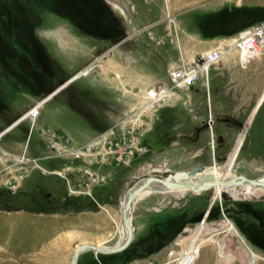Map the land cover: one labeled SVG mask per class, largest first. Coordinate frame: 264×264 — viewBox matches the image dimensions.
<instances>
[{
  "label": "rangeland",
  "instance_id": "1",
  "mask_svg": "<svg viewBox=\"0 0 264 264\" xmlns=\"http://www.w3.org/2000/svg\"><path fill=\"white\" fill-rule=\"evenodd\" d=\"M71 1L66 4L61 0H0V61H3L2 66L0 64V129L8 127L25 112L32 103L29 97L38 96L39 100L58 84L53 79L54 71L62 69L67 75H74L91 65L86 76L75 79L69 89L61 91L43 106L36 128L50 127L74 141H82L86 134L89 137L95 134L92 126L105 130L127 118L135 134L144 122L146 129L153 126L154 132L161 130V135L156 138L152 132L148 133L149 130L146 132L148 153L134 158L127 167L112 169L114 175L110 183L107 181L108 185L104 187L96 186L99 188L92 193L96 202L89 195L68 194L64 180L47 173L50 169L61 168L62 162L41 163L42 170L33 164L19 165L18 157L5 156L4 166L0 162V264H69L73 251L81 243L94 244L98 239H104L105 246H116L119 232L112 219L119 220V200L124 190L133 178L145 174L157 176L156 168L159 167L180 172L214 166L221 176L231 174L247 180L264 177V149L260 147L263 143H258V148H249L250 136L243 129L234 144L235 135L224 133V117L215 114L207 121L194 123L188 117L190 112L175 107L179 104L191 111L192 104L187 106L181 100L158 109V112L168 110L165 118L157 117L158 112L154 113L150 108L143 110L145 115H139L148 89L169 86L168 77L159 71L146 77L150 87L142 86L140 81L147 72L148 57L144 56L169 62L172 59L166 54L173 55L177 51L175 33L165 35L168 23L163 22L164 15L169 13L185 19L192 12L205 13L209 9L206 3L215 0H182V4L176 5L173 1L178 0H147V5H153L150 10L144 9L146 13L140 18L136 16L132 1L122 0L129 8L134 31L130 30L132 26L129 27L119 10L114 5L108 6L105 0L101 5L95 0ZM218 1L232 9L249 11L241 6L242 0ZM98 6L102 13L104 10L111 12L112 18L111 15L101 18ZM242 12L236 10L238 15ZM185 20L176 30L180 33L182 50L187 52L192 49L187 35L193 28ZM116 24L120 29L118 39L106 40L111 32H104L103 27L112 25L110 30L113 31ZM155 26L157 29L153 30ZM113 49L117 51L111 56L109 53ZM133 50L139 51L144 62L132 65L130 57L128 61L125 55L122 56ZM231 53L236 54V51H230L227 56ZM117 62H124L129 73L134 66L137 78L133 82L130 76L119 78L128 83L125 87L129 94L125 93L126 89H123L124 94L116 89L112 72ZM34 77L45 84V92L32 94L26 87L32 84ZM203 83L206 84L204 80ZM58 103H68L84 117L72 110L55 112ZM179 112L187 125H183L180 134L179 129H175ZM183 115H188L187 119ZM28 130L29 122L25 121L8 136L24 140ZM37 139L35 129L31 133L30 147L41 144ZM29 150L26 156L34 157ZM10 154L19 155L16 151ZM106 173L109 172L103 174L107 176ZM77 174L71 172L69 177L73 180ZM11 177L18 180L14 190H8L5 185ZM176 191L150 193L137 201L131 211L133 239L123 251L113 254L87 251L79 256L77 264H101L103 260H112L111 264H177L176 261L198 264L206 260L213 264H264V199L242 198L233 188L220 191L210 188L198 194ZM222 195L231 199L221 200ZM225 217L236 225L254 254L240 247V251L236 249L237 237L233 231H225ZM187 226L191 237L185 238L183 231ZM180 236L185 239L178 241ZM208 237L214 243L202 247ZM147 238L160 241V244L148 245L144 242ZM196 245L201 246L187 253ZM227 247H230L229 251ZM199 249L196 255L202 257L194 260L191 257Z\"/></svg>",
  "mask_w": 264,
  "mask_h": 264
},
{
  "label": "crops",
  "instance_id": "2",
  "mask_svg": "<svg viewBox=\"0 0 264 264\" xmlns=\"http://www.w3.org/2000/svg\"><path fill=\"white\" fill-rule=\"evenodd\" d=\"M131 1V4L134 6L135 11H137L136 16H138V18L142 17V15L146 13V10L144 9L150 10V7L153 5L152 3H149V5H147V0H142L140 2H137L135 0ZM242 1H244V3L241 6H243V8L247 7L249 9L248 12L247 10L242 8L232 9L231 6L225 5V2H219L218 0H215L208 1L206 3L209 9L205 11V13L192 12L190 16L185 17L186 20L177 15H171L169 13L165 14L163 17V22L166 21L168 23L167 25H165V30H167L165 35H172V32L175 33V35L177 36V51L173 55L170 53L166 54V56L172 59L169 62H166L165 60H155L151 58L150 55L144 56L148 57V65L147 72L143 73L144 76L140 80L141 85L144 87L151 86L150 83L148 84V79H146V77L150 75L149 73L154 74L159 71L162 72L166 77L167 71L169 69L177 68L181 64V62L192 63L199 56L207 53L208 51L216 49L215 46H217L219 42L222 43L224 40L231 39L241 30L264 20V0H253V2H250V0L247 1L248 3H246V0ZM173 3L174 5H176L177 3L182 4V0H178V2L173 1ZM236 10H243L244 12L238 15L236 14ZM134 17L135 16H132V18ZM184 20L187 21V23L193 28V30H191L192 32L187 35L189 39L188 43H190L189 47L192 48L187 50V52L182 50L178 36V34L180 33L176 30L177 27L180 28L181 22ZM131 26L132 30L134 31V25L132 24ZM155 27L153 30L157 29V27ZM115 50L117 51V49H113L109 54L113 56ZM124 55L126 56V59H128V61L129 57L131 58V62L133 63L132 65H134L135 63L140 64L139 62H144L145 59L143 58V56L142 59H140L139 51L136 50H133L132 53H123L122 56ZM116 64L117 65L113 67L114 71L112 72L116 80V89H118L121 94H124L123 91L126 89L125 93L129 94L127 88L125 87L128 83L124 81L121 82L119 78L130 76L131 81L133 82L134 79L137 78V75H135L134 66H132V70L129 73V69L127 68V65L124 64V62H117ZM203 80L204 82H206V86L204 85ZM188 94L191 98V111H189L190 109L188 108L185 109L179 104L175 106L180 111L183 109L187 110L188 113L190 112L188 114L189 116L183 115L184 117H186V119L188 116L191 120H193L194 123H196L197 120H199L200 122H204L205 120L207 121L208 118L214 117L213 115L215 114L217 116H221L222 118L224 117L225 122L223 121V123H226L223 127L225 129L224 133L235 135L234 144L237 142L240 132L244 129L243 131H247L246 133H248L250 136L248 141L250 144L249 148H258L259 146H257V144L263 143V145L260 147L264 149V54L258 61L250 60L245 65H241L238 62L237 55L235 53H231L229 56L221 59L217 64L211 66L207 71L206 77L204 78L202 76L195 84H193L190 87ZM53 96L51 98H53ZM183 97L184 95H180V100H182ZM37 98L38 96L29 97V100H32L30 106L38 100ZM63 109L66 111L72 110L79 115H82L74 107L69 106L68 103H58L55 106L54 110L57 113H61ZM175 110L177 111V109ZM166 112H168V110H165L164 112H158L157 117L160 116L162 118H165L164 114ZM181 117L182 115L179 112V116H177L175 124V129H179V134L182 133L181 131L184 130L182 127L186 124V121H183ZM232 122L237 124H229ZM245 126H247L246 129ZM185 127H187V125ZM92 128L95 130V134L90 137L86 134L85 138L82 141H74V139H72L71 137L69 138L77 144H82L87 142L88 139L94 137L98 132L104 131L99 130L98 127L92 126ZM4 129V127L0 129V133ZM12 129L6 131L0 137V151H2L0 153V162L3 166L5 163H2V161L5 162L6 157H9V155H11V157H19L24 152L25 138L24 140H22V138L15 136L14 139H20L14 140L12 139V137H9L8 135L12 132ZM151 132L152 134H155L156 138L161 135V130H158V132H154L153 126H151V131H149L148 133L150 134ZM143 140L145 142V136ZM252 144H254V146H252ZM29 147L30 145H28L26 152L30 149L29 152L34 157L42 153L40 152V149L42 150V148L40 147L39 143L35 144V146L33 145L30 148ZM15 151L19 155L10 154ZM112 169L114 170L115 168L102 166L99 170L101 171L100 173H104L105 171L109 172L106 173L108 174V183H110L109 180H112V175H114ZM72 179L74 188L76 190H82V176H78L77 174V176H75L74 178L72 177ZM108 183L104 186L108 185ZM97 188L99 187L90 189L91 197L93 200L94 196L92 193Z\"/></svg>",
  "mask_w": 264,
  "mask_h": 264
},
{
  "label": "built area",
  "instance_id": "3",
  "mask_svg": "<svg viewBox=\"0 0 264 264\" xmlns=\"http://www.w3.org/2000/svg\"><path fill=\"white\" fill-rule=\"evenodd\" d=\"M232 50L236 51L238 62L241 65H245L250 60L258 61L264 54V20L241 30L231 39L224 40L216 49L199 56L192 63L181 62L177 68L169 69L167 71L169 86L158 85L148 89L145 93V104H148L146 107L153 109L155 113L161 107L179 102L180 95H184L181 100L183 104L190 105L191 98L188 94L190 87L202 76L205 78L208 69ZM47 97H42L28 107L23 115L21 114L8 126L10 128L6 127L8 129H4L1 133L28 121L29 130L25 138L24 152L18 157V164H33L42 169L41 163L62 162L61 168L50 169L47 173L62 178L68 194L91 196L90 189L107 184V176L99 173L100 167H127L134 158L148 153L149 150L143 138L146 132L151 130V127L146 129L142 122L140 130L135 134L133 126L130 125L127 118L121 123L98 132L89 141L82 144L73 142L72 139L52 128H36V122L43 106L52 99ZM146 107L139 111L140 116L145 115L143 110L147 109ZM20 118L21 121L17 122ZM35 129L38 133V141L41 142L42 153L40 156L27 157L25 152L30 143L31 133ZM71 172L82 176V190L74 188L69 177ZM17 181L16 177H11L5 183L6 188L14 190L17 187Z\"/></svg>",
  "mask_w": 264,
  "mask_h": 264
},
{
  "label": "bare ground",
  "instance_id": "4",
  "mask_svg": "<svg viewBox=\"0 0 264 264\" xmlns=\"http://www.w3.org/2000/svg\"><path fill=\"white\" fill-rule=\"evenodd\" d=\"M113 5L115 6V9H118L119 12L121 13V15L125 18L126 15H125L124 9L121 7V5L120 4L117 5V4H114V3H113ZM127 22H129V24L131 23L128 17H127ZM131 29H132V27H130V30ZM91 69H92V66L90 65V66L86 67L85 69L77 72L74 76L76 78H78L79 76H86L91 71ZM64 87H65L64 84L61 85L58 89L54 90V92H55L54 94H56L57 92L62 90V88H64ZM52 94H53V92L51 94H49V95H46V96H48L47 98L48 99L51 98L54 95V94L53 95ZM146 106H148V104H144V107H142V108L144 109ZM19 121H21V118L19 120H17V122H19ZM11 126H13V125H11ZM156 169H157L156 171H158L157 173H159V174H157V176H156V174H147V175H145L143 177L134 178L128 184L126 189L124 190V192H123V194H122V196H121V198L119 200V207H120V212H121L119 220L117 221L115 219H112V221L116 224L118 232H119V239L116 242L117 243L116 246H113V247L105 246L106 243H105L104 239H98L94 244H90V243H86V242L81 243L73 251V254L71 256L69 264L72 263L73 255H74L75 251L77 250V248L80 247V246H83V245L84 246H86V245H94V246H99L101 248H105L106 249V248H114V247H118V246L123 245L128 240V234L129 233H128V225L127 224L130 225V228L132 230V235L134 234V227L132 225V212H131L133 210L132 208L135 206L137 201L143 199L144 197H146L150 193H160V192L163 193V192H166V191H161V189H160V187H162L161 186L162 185L161 184L162 181L170 183V184H173V185H179V184H182V183L194 184L191 187L192 189H186V188H181V187H176L175 186L171 190H178L176 192H180L182 190H185V191H190L192 193L198 194V193H203V192L207 191V190L202 189L204 187L205 183H208L203 178V175L204 174H210L213 177L212 178L213 179L212 180L213 186L211 188H218L219 191L222 190L223 188H233V189L238 191L239 195L242 198H245V199H259L261 197L262 199H264V197H263L264 196V177L258 178V179H255V180H251V181H254L253 183H251V182H249L250 179H248V180L247 179H243L242 177H236V176H233L231 174L228 175V176H226V175H222L221 176V172H219L214 166L203 167L199 172H194L192 174H191V171L176 172V171L164 168V167H159V168H156ZM149 178L151 179L150 182H148V180H147ZM208 184H210V183H208ZM137 190H140V193L133 200V202H131L130 209L128 210L127 214L124 215V211L126 210V205H127L128 201H129V197L134 192H136ZM171 190L167 191V192H171ZM224 220L227 223V225L225 226V231H229V230L233 231V233L237 237L238 241H237L236 249H238L239 251L241 249H244L249 254H254L255 252L244 241V239L240 235L236 225L231 220H229L226 217H225ZM214 227L220 228L218 226V224H214ZM183 232H184L183 233V235H184L183 237H185V238L186 237H191V230H190L189 226H187L184 229ZM183 237L180 236L178 238V241H180L182 239H185ZM210 237L205 238V243L202 245V247H207L208 245H211V244L214 243L213 240H210L211 239ZM208 240H210V241L207 242ZM200 246H198V245L193 246L187 253L192 252L193 250L197 249ZM200 250L201 249L197 250L193 254V257H191V258H193L194 260L201 258L202 255H200V256L196 255L198 253V251H200ZM227 250L229 251L230 247H227ZM85 252H87V251H85ZM92 252L95 253L94 251H92ZM187 253H185V254H187ZM104 254H107V253H104ZM235 261L237 263H240V261L237 260V259H235ZM77 262H78V260H77ZM175 263H177V264H186L185 262L184 263L183 262H179L178 263V261H176ZM198 264H213V263L211 261H210V263H208L207 260H206V261H203L202 263L200 262Z\"/></svg>",
  "mask_w": 264,
  "mask_h": 264
},
{
  "label": "water",
  "instance_id": "5",
  "mask_svg": "<svg viewBox=\"0 0 264 264\" xmlns=\"http://www.w3.org/2000/svg\"><path fill=\"white\" fill-rule=\"evenodd\" d=\"M106 3L110 4L111 6H113V3L114 4H117V5H121V7L124 9V13H125V20L127 21V17L129 18V12H128V8L123 4L122 0H105ZM123 13V14H124ZM129 27H130V24H129ZM124 41V40H123ZM123 41H120L119 43L123 42ZM199 62H201V60H199ZM75 76H72L71 78H69L66 83H64V85L66 86L69 82H72L75 80ZM63 85V84H62ZM55 92H53L54 94ZM52 94V95H53ZM206 124H204L205 126ZM9 128V127H8ZM8 128H5V130H7ZM202 168V167H201ZM201 168L199 169H196L194 171H191V174L200 170ZM203 178L210 184L208 183H205L204 187L202 189L204 190H209L212 186H213V183H212V175L210 174H204L203 175ZM148 182L151 181V179H147ZM249 182L253 183L254 181H251L249 180ZM161 186L160 189L161 191H170L173 187H181V188H186V189H192L191 187L194 185V184H191V183H182V184H179V185H173V184H170V183H167V182H161ZM201 189V190H202ZM158 191V190H157ZM140 193V190H137L136 192H134L130 197H129V201L126 205V210L124 211V215L127 214L128 210L130 209V204L131 202H133V200L138 196V194ZM231 198L227 197L226 195H222V199L221 200H230ZM128 225V240L121 246H118V247H114V248H101L99 246H94V245H86V246H80L77 248V250L75 251L74 255H73V258H72V263L71 264H77V260L79 258V256L85 252V251H94L95 253L94 254H97V253H107V254H113V253H119L121 251H123L132 241L133 239V235H132V230L130 228V225Z\"/></svg>",
  "mask_w": 264,
  "mask_h": 264
},
{
  "label": "flooded vegetation",
  "instance_id": "6",
  "mask_svg": "<svg viewBox=\"0 0 264 264\" xmlns=\"http://www.w3.org/2000/svg\"><path fill=\"white\" fill-rule=\"evenodd\" d=\"M106 3V2H105ZM108 6H110V4L106 3ZM111 18H112V15H111ZM109 27H105L106 31L109 30L111 32V35L114 33V30L111 31L110 28H112V25H108ZM115 30H116V27H115ZM126 33V32H125ZM0 64L2 66L3 64V61H0ZM55 73L53 74L54 77L53 79L56 80L58 82V84L56 86H53L49 91L48 93H46L45 95H49L51 94L52 92H54V90L58 89V87H60L62 84L66 83V81L71 78L73 76V74H70V75H67L62 69L58 70L57 71H54ZM32 76H35L32 74ZM74 82V81H72ZM72 82H69L64 88H62V90H60L59 92H57L56 94H54L53 98H55V96H57L58 94H60L61 91L65 90V89H69L70 87V84ZM25 84V83H24ZM26 85V84H25ZM28 86V87H27ZM26 87L29 89H31V93L32 94H35V93H39V91L41 92H45L44 90L46 89V86L45 84H42V83H39L38 80H36V77L33 78V82L32 84H27ZM29 89V91H30ZM70 106V105H69ZM76 110H78L77 108H75ZM78 112H80L78 110Z\"/></svg>",
  "mask_w": 264,
  "mask_h": 264
},
{
  "label": "trees",
  "instance_id": "7",
  "mask_svg": "<svg viewBox=\"0 0 264 264\" xmlns=\"http://www.w3.org/2000/svg\"><path fill=\"white\" fill-rule=\"evenodd\" d=\"M56 1H58V0H56ZM61 1L65 2V3L67 4V3H69V1H71V0H61ZM96 1H97V3H98V2L100 3V4L98 3V5H101V4H102V2H101L102 0H95V2H96ZM71 2H72V1H71ZM65 3H64V4H65ZM104 4H105V3H104ZM74 5H75V3H74ZM55 6H57V5H55ZM98 9H99V11H100V14H101L100 17H101V18H104V19H105V18H107V17H109V16L111 15V12H108L107 10H104L103 13H102V10H101V8H100L99 6H98ZM103 25H104V24H103ZM107 27H108V25H107ZM116 27H117V28H116V30H114V33H113L111 36L107 37L108 39H106V40H108V41H115L116 39H118V38H117V36H119V34H118L119 31H118V30H120V29H118L117 24H116ZM103 31H104V32L106 31L105 27H103ZM100 33H101V32H100ZM122 35H123V34H122ZM120 36H121V34H120ZM152 238H155V237H152ZM145 240H146V239H145ZM149 240H150V238H147V241H144V240H143V241H144L145 243L148 242V243H146V244H148V245H159V244H160V241H157V242H156V241H149ZM164 240H165V239H164ZM161 242H162V241H161ZM141 256H142V255H141ZM134 258H137V257L134 256ZM134 258H133V259H134ZM130 260H132V259H129V261H130ZM112 262H113L112 260H111V261H110V260H109V261L106 260V262L103 260V262L101 261V264H111Z\"/></svg>",
  "mask_w": 264,
  "mask_h": 264
}]
</instances>
